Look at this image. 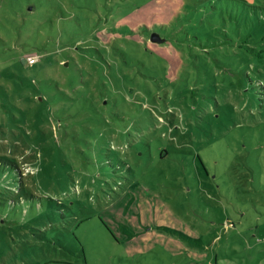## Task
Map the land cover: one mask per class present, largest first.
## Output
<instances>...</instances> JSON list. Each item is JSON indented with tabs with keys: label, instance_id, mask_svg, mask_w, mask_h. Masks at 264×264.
Wrapping results in <instances>:
<instances>
[{
	"label": "rangeland",
	"instance_id": "obj_1",
	"mask_svg": "<svg viewBox=\"0 0 264 264\" xmlns=\"http://www.w3.org/2000/svg\"><path fill=\"white\" fill-rule=\"evenodd\" d=\"M4 1L0 54L40 58L8 68L32 82L0 69V264H184L160 220L218 264H264V0L258 19L181 5L161 45L111 27L168 2ZM127 190L139 224L114 236L101 216Z\"/></svg>",
	"mask_w": 264,
	"mask_h": 264
},
{
	"label": "trees",
	"instance_id": "obj_2",
	"mask_svg": "<svg viewBox=\"0 0 264 264\" xmlns=\"http://www.w3.org/2000/svg\"><path fill=\"white\" fill-rule=\"evenodd\" d=\"M5 1H7V0H5ZM10 1L12 3H15V1H13V0H10ZM191 1L194 2L192 4L193 7L188 6V4H190V3L189 2L187 3V1H184V0H153V2L156 4H157V2L160 3L156 7H159V6H161V4L166 3V2H168V4L163 9H159V8L155 9L152 12L153 18L151 21H147L148 19L144 18L143 20H145V21L137 20V21L133 22V23H135V25H134L131 22H126L124 20H120L116 23V25L114 27H111V29L114 32H118L120 28H122L125 25H128V23H130L132 25L131 29H130L131 34L136 35V33H138L140 29L149 30V34H151V35H152V32L159 33L161 38L164 39V41H162V42H154L153 41V43L156 45H161V43H166L169 40V36L171 35V30L176 27L174 25L180 24L179 18H180L181 12H178V10H180L179 7H181V5L184 6L186 9V10L184 9L185 16L190 15V13H188V11H189L188 8H190V10H196L197 9L198 11L201 8H204L201 10L207 9L205 12H207L208 10H211L213 12L212 15L215 16V18H217V19L222 14H224V8H228V6H233V7L238 6V8L241 11V10H243V7H245L247 5L248 7H250L252 9V14L255 15L256 18L258 19V15H257V12L255 10L257 8V5L255 2H253L251 0H239L240 2L234 1V3L231 5L224 4V2H227V3L231 2V1L229 2L228 0H219L221 2L219 4L216 3V0H191ZM262 8L264 10V7H262ZM3 9H5V4H3ZM146 9L147 8L140 7L139 8L140 11H138V12L141 14H145ZM175 12H176V15H175ZM158 14H161L162 16L164 14L165 16H164V18H157L156 15H158ZM172 17H177L178 19H175L173 22L172 21L170 22V19H172ZM5 20L8 22H11V21L16 22L14 19H10L9 16L5 17ZM107 31H110V30H107ZM167 32L169 33L168 35L165 34ZM226 39L232 40L234 43L238 44V46L241 47L240 49H244L245 46L248 47V45H246V44H239V41L237 39H235V37L234 38L229 37ZM3 41H4V39L2 40V38H0V49L2 47ZM93 49H95V51L98 54H101L100 50H98L96 47H93ZM154 49L155 48H153L152 50H154ZM36 54H37V56L35 58H31L30 56H26L24 58V56H22L21 59L15 54L14 51H12L11 54H5V55L0 54V69L2 68L4 70H7L10 75L14 76L15 78H18L19 80H21L24 83L32 82L29 78L24 77L18 71L8 70V68H10L11 65L16 64V66L19 69H21L26 64L32 63V62L38 60L40 58V56L38 55L37 52H36ZM4 70H0V77L2 76L1 74L3 73ZM0 94L9 96V94L2 87V85H0ZM1 163L5 166V169L8 168V170H7L8 174L13 175V176H17V177L19 175L22 176L21 169L19 168V164L15 159L10 158L9 161L4 160ZM16 172L19 173V175ZM132 195H133V192H131L129 190L122 193V195L118 198L117 201H115L109 208L104 210L105 215L101 216L103 219V222H105V224L109 228V231L112 234H114V236H117V232H118L117 230H115V227L120 228L119 225L116 223V221L119 222L120 224H125V223L129 224L130 226H136V224L137 225L139 224V222L137 221V218L134 216V213L137 211V208L133 207L134 205H130L131 203L129 202V200L135 198ZM136 200H139V198L136 197ZM166 216L167 215H165V216L163 215V217H166ZM167 222H168L167 220H163V221L160 220L161 224L159 225V227L163 226L167 230L170 231L172 236L168 240L171 241L170 245H172V249L175 252H179V250L184 249L186 252H188V253L191 252V254H192L193 250L191 251V250L185 248L181 244V242H183L181 239H183L184 237L190 238L191 236L189 234L182 232L180 228L171 229L168 225H166ZM162 223H165V224H162ZM160 235L163 236L160 232L152 230V231H149L148 233L143 234V238H145L147 240L149 238H153L154 236L160 237ZM131 241H133V240H130V242ZM152 244L156 245V242L154 241V242H152Z\"/></svg>",
	"mask_w": 264,
	"mask_h": 264
},
{
	"label": "crops",
	"instance_id": "obj_3",
	"mask_svg": "<svg viewBox=\"0 0 264 264\" xmlns=\"http://www.w3.org/2000/svg\"><path fill=\"white\" fill-rule=\"evenodd\" d=\"M163 224H165V223H163ZM197 235L199 236V234H197ZM190 240H193V238L190 237ZM192 252H193L192 254H191V252L188 253L186 251L181 253V255L184 254L182 259L186 258L184 260V264H218L219 263L218 259H216V260L210 259L205 253H203L199 249L198 250L195 249ZM189 254H191V255H189Z\"/></svg>",
	"mask_w": 264,
	"mask_h": 264
},
{
	"label": "water",
	"instance_id": "obj_4",
	"mask_svg": "<svg viewBox=\"0 0 264 264\" xmlns=\"http://www.w3.org/2000/svg\"><path fill=\"white\" fill-rule=\"evenodd\" d=\"M151 40L154 41V42H162V41H164V39H162L160 34L157 33V32H152Z\"/></svg>",
	"mask_w": 264,
	"mask_h": 264
}]
</instances>
